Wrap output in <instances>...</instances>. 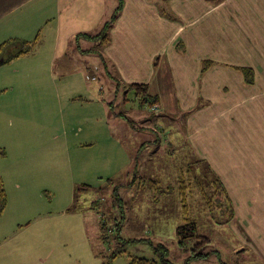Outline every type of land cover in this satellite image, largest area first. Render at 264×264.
I'll return each mask as SVG.
<instances>
[{
    "label": "rangeland",
    "instance_id": "rangeland-1",
    "mask_svg": "<svg viewBox=\"0 0 264 264\" xmlns=\"http://www.w3.org/2000/svg\"><path fill=\"white\" fill-rule=\"evenodd\" d=\"M89 46L90 54L60 57L65 64L55 76L45 66L36 76L41 87L26 88L35 104L28 102L20 119L0 120V148L7 154L0 156V172L8 194L0 264H36L52 251L51 264H102V254L115 249L125 253L112 264H129V256L159 260L164 251L173 264H186L197 241L179 246L176 228L188 221L210 239L205 252H213L189 264H241L233 253L238 243L228 226V203L212 186L217 176L194 153L186 113L168 103L161 113L142 105L127 85L118 86L111 66L108 75L102 47ZM96 61L103 71L94 69ZM86 74L97 80L86 81ZM78 94L86 105L73 104ZM73 128L78 136L65 131ZM89 130L88 147L75 149L73 142ZM18 183L28 189L26 199L17 194ZM105 223L109 248L100 240Z\"/></svg>",
    "mask_w": 264,
    "mask_h": 264
},
{
    "label": "crops",
    "instance_id": "crops-1",
    "mask_svg": "<svg viewBox=\"0 0 264 264\" xmlns=\"http://www.w3.org/2000/svg\"><path fill=\"white\" fill-rule=\"evenodd\" d=\"M122 1L106 33L119 0H0V46L37 41L30 55L0 61V120L20 119L28 102L35 104L26 88L41 87L36 76L45 66L55 76L58 64H65L60 57L90 54V43L102 47L103 61L122 85H147L159 99L160 113L164 103L186 113L194 153L231 199L234 217L228 226L238 243L233 253L241 264H264V0ZM104 32L109 42L101 39ZM204 61L211 62L206 72ZM93 65L102 69V63ZM239 68L252 69V83ZM71 101L87 104L79 94ZM65 131L78 136L75 128ZM91 131L73 142L75 149L88 147ZM20 184L17 194L26 199L28 189ZM56 254L49 252L36 264H51Z\"/></svg>",
    "mask_w": 264,
    "mask_h": 264
},
{
    "label": "trees",
    "instance_id": "trees-1",
    "mask_svg": "<svg viewBox=\"0 0 264 264\" xmlns=\"http://www.w3.org/2000/svg\"><path fill=\"white\" fill-rule=\"evenodd\" d=\"M124 6V2L122 0H119L118 7L116 9L115 15L106 25V33L109 32L110 27L113 25V23L116 21L118 15L122 11ZM104 32V33H105ZM102 34L101 39H105L107 42H109V37L107 34ZM37 44V41L28 42V41H22V40H11L9 42H6L0 46V61L3 60L4 62L12 60L16 57L20 56H28L30 55L35 46ZM211 65L210 61H204L202 64V70L203 72H206L209 69V66ZM104 67L110 75L109 71V65L107 62L104 61ZM239 70L244 75V78L246 82L252 83L254 80V72L252 69L249 68H239ZM96 80V77L95 79ZM117 80V79H116ZM118 81V80H117ZM119 82V81H118ZM120 82L118 83V86H120ZM128 90H133L135 92V96L137 99H139L142 105L145 107H148L152 110V108H155L156 111H159V99L156 96H152L149 93V88L147 85L143 84H128L127 86ZM80 100V99H75ZM154 114V113H153ZM149 143V141H146V144ZM6 152L3 149H0V156H5ZM138 159V158H137ZM140 159V158H139ZM135 161V159H134ZM138 164V163H137ZM137 166V165H136ZM135 166V167H136ZM137 173V167L136 172ZM137 175V174H136ZM135 175V176H136ZM143 183V181H142ZM212 186L215 188V192L218 196L223 197L225 201L228 203L227 213H228V220L233 219L234 217V210L233 205L231 202V199L229 198L223 184L221 183L220 179L215 177V180L212 183ZM83 188H86V186H83ZM181 197H180V204L182 205V213L186 217L188 216V206H187V193L184 188H181ZM7 194L4 188L3 181L0 177V219L3 215V212L7 206ZM73 210H76L75 207ZM100 240L101 242L106 245L108 248L111 247L112 242L110 240L109 235L107 234V226L105 223V226L102 225L100 227ZM176 235L178 238V244L181 247H184L185 244L188 241L196 240L197 242L194 244L193 248L190 249V255L187 259L186 264H189V262L192 261H198V260H205L208 259L213 255V252H205L206 246L211 243L210 239L208 237L199 235L197 233V227L196 224L193 222H187L183 226H179L176 228ZM164 248V246H163ZM125 251L123 250H114L110 254H102V258L104 259V262L102 264H112L116 259L122 257L124 255ZM166 251H164L160 257L159 260L154 259H148V258H141L136 256H129L130 262L129 264H173L171 261H169L166 258ZM217 257H219V253L216 254Z\"/></svg>",
    "mask_w": 264,
    "mask_h": 264
},
{
    "label": "built area",
    "instance_id": "built-area-1",
    "mask_svg": "<svg viewBox=\"0 0 264 264\" xmlns=\"http://www.w3.org/2000/svg\"><path fill=\"white\" fill-rule=\"evenodd\" d=\"M88 79L94 80V79H95V77H91V78H90V77H88Z\"/></svg>",
    "mask_w": 264,
    "mask_h": 264
}]
</instances>
